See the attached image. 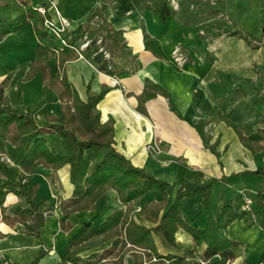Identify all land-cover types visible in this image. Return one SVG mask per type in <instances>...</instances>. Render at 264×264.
Returning a JSON list of instances; mask_svg holds the SVG:
<instances>
[{"label": "crops", "instance_id": "0c3cea01", "mask_svg": "<svg viewBox=\"0 0 264 264\" xmlns=\"http://www.w3.org/2000/svg\"><path fill=\"white\" fill-rule=\"evenodd\" d=\"M54 1L59 4V0ZM116 2L118 7L109 11L107 21L124 33L129 47V57L124 61L129 66L136 65L135 71L109 75L99 70L91 56L84 53L83 58L76 56L66 62L63 69L53 59L51 74L60 79L62 72L65 73L72 91L81 99L86 98L88 84L94 93L106 87L107 92L99 103L102 121L113 120L116 147L135 166L170 184L183 179L212 183L206 224L215 225L227 204L237 213L244 212L243 195L250 197V210L222 232V237L240 243L236 257L227 264H264V148L250 152L238 135L239 132L249 137L264 129V4L259 0H213L215 6L211 9L218 10V15L210 13L209 19L203 22L183 25L177 18L160 23L156 17L146 14L140 0ZM22 11L23 7L13 2V15L18 16ZM149 23L155 27L149 33L157 42L154 50L146 48L142 37ZM225 30L248 32L260 41L261 48L253 50ZM201 37L207 38L208 43ZM228 39H235L234 50L228 49ZM35 40L31 26L5 37L0 42V73L25 67L31 61ZM176 47L181 48V63L173 55ZM146 79L167 96L158 94L140 105L138 96L143 93ZM237 90L245 95L232 102ZM14 95V106L32 113L39 124L45 122L46 116L61 114L62 103L56 92L38 76L27 83L21 95ZM47 139L50 150L65 152L64 143L57 135L48 134ZM27 143V136L16 146L4 141L0 157V264H31L40 248L47 252L36 264H60L70 236L90 217L85 215L88 212L73 213L67 219L66 229H62L58 221L60 212L56 211L45 222L39 236L28 235L25 225L6 220L17 208L28 206L22 196L13 192L19 188L20 164ZM149 145H157L159 152L148 151ZM69 171V164H64L42 176V184L50 191V200L57 202L59 198L71 197L74 186L70 183ZM50 181L59 185L57 191H52ZM198 201L183 199V214L195 216ZM95 205L102 210L103 218L113 210L125 209L113 190ZM133 219L137 225L154 226L140 214L136 213ZM153 241L159 254L181 255L164 248L158 236L153 235ZM175 242L181 251L194 247L192 237L182 228L175 232ZM111 245L112 240L82 251L79 257L85 264L97 259L98 264H113L119 248ZM206 248L207 244L203 243L197 250L198 257L188 260L187 264H207L201 260ZM132 259L127 254L124 264H133Z\"/></svg>", "mask_w": 264, "mask_h": 264}, {"label": "trees", "instance_id": "16d2710c", "mask_svg": "<svg viewBox=\"0 0 264 264\" xmlns=\"http://www.w3.org/2000/svg\"><path fill=\"white\" fill-rule=\"evenodd\" d=\"M17 1L23 11L13 15V2ZM97 6L91 9L87 22L72 23L70 30L60 35L54 32L58 24H46L51 20L47 9L50 6L45 0H0V42L10 34L20 32L31 26L35 35L32 50L29 77L38 76L41 82L56 92L61 104L60 116H46L44 123L39 124L35 116L27 111L13 107L5 98L7 81L0 84V152L4 141L17 145L22 137L27 136L26 154L21 161L19 188L13 191L22 196L28 205L17 208L14 215L6 220L11 223L25 225L28 235L39 236L45 222L59 211V224L62 229L67 227V219L73 213L95 211L89 220L70 236L67 248L61 254L60 264H85L79 253L112 240L113 248H119L117 261L113 264H124L128 253L133 264H187L188 260L197 258V250L207 244L201 260L207 264H227L236 257L240 243L222 237V232L234 221L241 219L245 212L237 213L231 204L225 205L215 225H208L210 214L212 183H196L183 179L172 184L158 179L138 166L117 147L114 140V122L112 119L102 121L99 103L105 86L99 93H94L91 84L85 89V99H81L67 81L65 73L59 77L51 74L49 63L55 58L59 68L74 58L78 42L87 38L91 40L90 54L98 69L109 75H120L135 71L136 65L129 66L124 61L129 57V47L124 33L115 30L108 21V13L118 7L116 0H96ZM146 14L156 17L160 23L177 18L178 10L172 0H140ZM179 1V0H178ZM220 2V0H216ZM264 4V0H260ZM181 3V2H179ZM181 5V4H179ZM38 8H44L41 13ZM59 11V10H58ZM214 15L219 11L214 10ZM183 25L189 22L181 21ZM144 26V22H141ZM226 34L243 40L251 49L261 48L260 41L248 32L236 30L224 31ZM102 37L103 45L111 54L119 52L120 64L109 62L103 53L98 51V37ZM143 40L146 48L154 50L157 45L144 29ZM166 95L164 90L145 80L144 90L138 96L139 104L156 97ZM245 94L237 90L232 97L235 102ZM48 134H55L65 146L64 153H56L48 147ZM240 141L252 153L264 148V129L256 134L244 137L238 132ZM69 164L70 183L74 186L68 199L50 200L45 196L46 185L42 184V176L50 169L57 170ZM109 190L115 191L118 200L125 209L113 210L103 218L102 210L95 205ZM185 198L197 199L198 212L195 216H186L181 210ZM2 202L0 201V204ZM145 218L154 224L148 228L137 225L133 219L136 207ZM5 219V218H4ZM184 229L194 242L191 250L181 251L175 242V232ZM153 235L160 238L164 248L181 252L180 256L158 253ZM47 251L43 248L31 262L36 264ZM106 253L103 256H107ZM102 256V257H103ZM99 259L88 264H98Z\"/></svg>", "mask_w": 264, "mask_h": 264}, {"label": "rangeland", "instance_id": "374dc122", "mask_svg": "<svg viewBox=\"0 0 264 264\" xmlns=\"http://www.w3.org/2000/svg\"><path fill=\"white\" fill-rule=\"evenodd\" d=\"M46 2L50 3L49 8L47 9V12L49 14L52 13L53 16L51 17L53 20L57 17V11L61 14V16H63L64 18L68 17H72L74 19V24L75 22H80L82 24H85L87 22L88 16L91 14V9L95 6H97V1L96 0H59V4H57V2H55L54 0H45ZM213 0H172V4L174 5L175 9L178 10V15L177 17L182 21H186V22H193V21H205L208 18L209 14L211 13V15H213V11H212V6H215L212 4ZM260 1V0H259ZM15 2V1H14ZM181 2V3H179ZM262 2V1H260ZM100 4V3H99ZM98 4V5H99ZM181 4V5H179ZM263 4V2H262ZM42 13V12H41ZM200 14V15H199ZM197 16L198 17L194 18L193 16ZM260 18V17H259ZM203 27V26H201ZM155 27L152 28V25L149 23V25L145 26V31L147 33H153ZM263 31V29H262ZM206 37H208L206 35ZM102 37H98V51L103 53L105 56V53L109 54V57L106 58L109 62H115L118 63V59H120V55H118L119 52H116L114 54H111L110 51L108 49H106V45H103V41L101 39ZM202 41L207 42V38H200ZM228 44V49L229 50H234V43L235 39L231 40H226ZM231 41V42H230ZM208 43V42H207ZM91 40H88L87 38H84V40H81L78 42V48L76 49V54L74 57H78V58H83L84 57V53H88V55H90L89 57L91 58L92 62H93V55L90 54V50H91ZM227 49V50H228ZM181 48L176 47L173 50V55L175 56H179L181 57ZM174 51L176 53H174ZM55 59V58H54ZM27 61V60H26ZM30 63L31 61L25 65V67L20 68V69H7L6 72H4L3 74L0 73V84L3 83L4 81H7V85H6V89H5V95H6V99L9 102V104L13 107L15 103L13 101V98L15 95H21V93L24 91L26 85L28 82H30L31 80H33V77H29V70H30ZM94 63V62H93ZM50 65V69L52 66V61L49 63ZM5 70V69H4ZM112 77V76H111ZM45 85H47L46 83H44ZM63 104V103H62ZM54 116V115H51ZM41 120V118H40ZM46 120V119H45ZM150 151V150H148ZM159 152V151H158ZM3 152H0V157L2 156ZM46 178V177H45ZM54 181H50V185L52 188V191H57L58 190V186L59 185H53ZM210 182H207V184ZM45 196H48L50 194L49 189L46 187L45 191ZM51 196V194H50ZM49 196V197H50ZM117 196V195H116ZM88 213H86L85 215L89 218L92 217V215L90 216V211H86ZM141 214L140 212V207H136V212L135 214ZM133 214V216L135 215ZM85 216V218H86ZM143 216V215H142ZM145 218V216H143ZM90 218L86 221L87 225L89 224V220ZM154 227V226H152ZM130 254V253H128ZM71 264V263H69Z\"/></svg>", "mask_w": 264, "mask_h": 264}, {"label": "built area", "instance_id": "2783aa9c", "mask_svg": "<svg viewBox=\"0 0 264 264\" xmlns=\"http://www.w3.org/2000/svg\"><path fill=\"white\" fill-rule=\"evenodd\" d=\"M38 10H39L40 12H42V13L45 12L44 8H38ZM53 23H54V24H55V23L58 24V25H56L55 28H54V32H55L57 35H60L64 30H70L71 27H72V26H71L72 23H71L67 18H64L63 16H61V15L58 13V11H57V17H56V20L51 19V20H49V21H46V24H50V25H52ZM174 53H176V52L174 51ZM105 57L108 58V57H109V54H108V53H105ZM175 58H176V60L179 61L180 63L182 62L181 57H179V56H175ZM113 79H115V78H113ZM114 82H115V83H119L117 79H115ZM123 90H124V89H123ZM263 112H264V106H263ZM147 149L150 150V151H156V152L159 151V148H158L157 145H149ZM243 198H244V204H243V206H242V210H243L244 212H247V211L250 210V206H251V204H252V199H251L250 197H248V196H245V195H243Z\"/></svg>", "mask_w": 264, "mask_h": 264}, {"label": "bare ground", "instance_id": "6f19581e", "mask_svg": "<svg viewBox=\"0 0 264 264\" xmlns=\"http://www.w3.org/2000/svg\"><path fill=\"white\" fill-rule=\"evenodd\" d=\"M134 1H135V0H134ZM126 4H129V3L126 2ZM135 4H136V3H135ZM129 5H130V4H129ZM124 6H126V5H124ZM130 6H131V5H130ZM135 6H136V5H135ZM131 8H132V7H131ZM136 12H137V10H136ZM137 13H138V12H137ZM116 14H117V13H116ZM137 15H138V14H137ZM129 36H130V35H129Z\"/></svg>", "mask_w": 264, "mask_h": 264}]
</instances>
